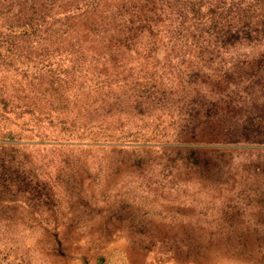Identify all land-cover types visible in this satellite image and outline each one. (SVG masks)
Wrapping results in <instances>:
<instances>
[{"label": "rangeland", "instance_id": "obj_1", "mask_svg": "<svg viewBox=\"0 0 264 264\" xmlns=\"http://www.w3.org/2000/svg\"><path fill=\"white\" fill-rule=\"evenodd\" d=\"M0 264H264V0H5Z\"/></svg>", "mask_w": 264, "mask_h": 264}, {"label": "trees", "instance_id": "obj_2", "mask_svg": "<svg viewBox=\"0 0 264 264\" xmlns=\"http://www.w3.org/2000/svg\"><path fill=\"white\" fill-rule=\"evenodd\" d=\"M4 1H5V0H3V2H4ZM9 1H10V0H9ZM3 2L0 1L1 4H3ZM1 4H0V5H1ZM11 4L13 5V3H11ZM18 9H21V6H19Z\"/></svg>", "mask_w": 264, "mask_h": 264}]
</instances>
